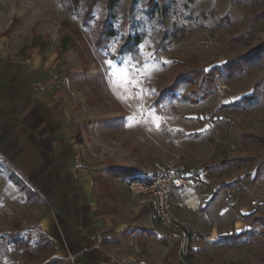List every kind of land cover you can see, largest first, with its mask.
I'll list each match as a JSON object with an SVG mask.
<instances>
[{
	"label": "rangeland",
	"instance_id": "1",
	"mask_svg": "<svg viewBox=\"0 0 264 264\" xmlns=\"http://www.w3.org/2000/svg\"><path fill=\"white\" fill-rule=\"evenodd\" d=\"M113 57L141 69L135 88L112 85ZM3 58L52 82L82 167L118 192L119 220L152 221L110 169L178 162L234 208L176 206L204 234L191 264H264V0H0ZM13 176H0V264H60ZM153 224L121 255L182 264Z\"/></svg>",
	"mask_w": 264,
	"mask_h": 264
},
{
	"label": "crops",
	"instance_id": "2",
	"mask_svg": "<svg viewBox=\"0 0 264 264\" xmlns=\"http://www.w3.org/2000/svg\"><path fill=\"white\" fill-rule=\"evenodd\" d=\"M29 71L0 59V176L4 181L11 177L12 186L13 175L23 180L38 232L52 247L49 259L60 264H113L109 254L126 253L129 243L139 246L142 238L135 229L148 237L155 226L147 218L119 220L118 192L82 167L76 144L61 126L52 82L28 78ZM197 197L193 192L176 196L174 212L176 206L199 204ZM145 209L135 207L136 212ZM140 223L143 226L137 227ZM97 232L103 235L100 247L91 238Z\"/></svg>",
	"mask_w": 264,
	"mask_h": 264
},
{
	"label": "built area",
	"instance_id": "3",
	"mask_svg": "<svg viewBox=\"0 0 264 264\" xmlns=\"http://www.w3.org/2000/svg\"><path fill=\"white\" fill-rule=\"evenodd\" d=\"M125 184L138 205L147 208L149 218L163 227L166 243L175 247L178 260L182 264H191L190 254L204 234L201 230L190 227L174 212L175 197H183L190 192L200 197L202 202L219 197L229 209H234L230 198L220 193L211 194L202 174L193 173L178 162L155 163L147 174L126 177ZM251 203L256 204V200ZM91 238L95 240V246L100 247L103 235L97 232ZM109 257L113 264H148L143 258L127 254H109ZM74 258L70 254L72 261Z\"/></svg>",
	"mask_w": 264,
	"mask_h": 264
},
{
	"label": "snow or ice",
	"instance_id": "4",
	"mask_svg": "<svg viewBox=\"0 0 264 264\" xmlns=\"http://www.w3.org/2000/svg\"><path fill=\"white\" fill-rule=\"evenodd\" d=\"M105 64L107 65V75L112 85L127 89L129 87L135 88L139 84L133 73H139L141 69L133 66L131 59L122 60L121 66H117L115 57H113V59L106 61Z\"/></svg>",
	"mask_w": 264,
	"mask_h": 264
},
{
	"label": "trees",
	"instance_id": "5",
	"mask_svg": "<svg viewBox=\"0 0 264 264\" xmlns=\"http://www.w3.org/2000/svg\"><path fill=\"white\" fill-rule=\"evenodd\" d=\"M115 0H110V3L113 4ZM111 175L113 177H121V178H126L128 176H133L132 170L130 168H125V167H120V168H112L109 170Z\"/></svg>",
	"mask_w": 264,
	"mask_h": 264
}]
</instances>
